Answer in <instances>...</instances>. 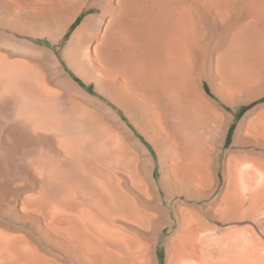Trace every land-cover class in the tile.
I'll list each match as a JSON object with an SVG mask.
<instances>
[{"label":"bare ground","instance_id":"bare-ground-1","mask_svg":"<svg viewBox=\"0 0 264 264\" xmlns=\"http://www.w3.org/2000/svg\"><path fill=\"white\" fill-rule=\"evenodd\" d=\"M0 264H264V0H0Z\"/></svg>","mask_w":264,"mask_h":264},{"label":"rangeland","instance_id":"rangeland-1","mask_svg":"<svg viewBox=\"0 0 264 264\" xmlns=\"http://www.w3.org/2000/svg\"><path fill=\"white\" fill-rule=\"evenodd\" d=\"M232 132H233V129H231V132H230V134H229V144L231 143V139H232Z\"/></svg>","mask_w":264,"mask_h":264}]
</instances>
